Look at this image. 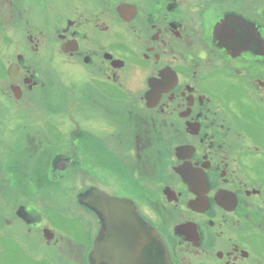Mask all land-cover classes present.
Wrapping results in <instances>:
<instances>
[{
	"label": "flooded vegetation",
	"instance_id": "flooded-vegetation-1",
	"mask_svg": "<svg viewBox=\"0 0 264 264\" xmlns=\"http://www.w3.org/2000/svg\"><path fill=\"white\" fill-rule=\"evenodd\" d=\"M93 189L264 264V0H0V264H94Z\"/></svg>",
	"mask_w": 264,
	"mask_h": 264
},
{
	"label": "water",
	"instance_id": "water-1",
	"mask_svg": "<svg viewBox=\"0 0 264 264\" xmlns=\"http://www.w3.org/2000/svg\"><path fill=\"white\" fill-rule=\"evenodd\" d=\"M89 195L101 223L91 255L94 264H172L157 234L131 207L109 197L104 203V193L97 189Z\"/></svg>",
	"mask_w": 264,
	"mask_h": 264
},
{
	"label": "snow or ice",
	"instance_id": "snow-or-ice-1",
	"mask_svg": "<svg viewBox=\"0 0 264 264\" xmlns=\"http://www.w3.org/2000/svg\"><path fill=\"white\" fill-rule=\"evenodd\" d=\"M227 25H228V22L226 21V22H225V25L223 26V29H222V31H223V33H224L225 35L228 34V27H227Z\"/></svg>",
	"mask_w": 264,
	"mask_h": 264
},
{
	"label": "bare ground",
	"instance_id": "bare-ground-1",
	"mask_svg": "<svg viewBox=\"0 0 264 264\" xmlns=\"http://www.w3.org/2000/svg\"><path fill=\"white\" fill-rule=\"evenodd\" d=\"M153 230V229H152ZM154 231V230H153ZM155 232V231H154Z\"/></svg>",
	"mask_w": 264,
	"mask_h": 264
}]
</instances>
